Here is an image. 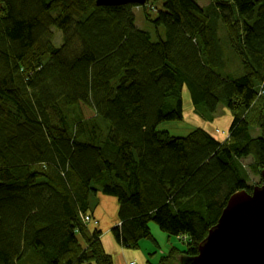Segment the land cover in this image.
<instances>
[{
    "label": "trees",
    "instance_id": "trees-1",
    "mask_svg": "<svg viewBox=\"0 0 264 264\" xmlns=\"http://www.w3.org/2000/svg\"><path fill=\"white\" fill-rule=\"evenodd\" d=\"M96 1L0 0V264H112L83 220L100 195L116 198L121 247L154 223L186 237L158 264H193L264 170V0H162L154 16ZM184 90L204 122L231 111L227 139L157 130L183 119Z\"/></svg>",
    "mask_w": 264,
    "mask_h": 264
},
{
    "label": "water",
    "instance_id": "water-1",
    "mask_svg": "<svg viewBox=\"0 0 264 264\" xmlns=\"http://www.w3.org/2000/svg\"><path fill=\"white\" fill-rule=\"evenodd\" d=\"M147 0H97V6H144ZM193 264H264V170L251 193L229 197L217 224L199 244Z\"/></svg>",
    "mask_w": 264,
    "mask_h": 264
},
{
    "label": "rangeland",
    "instance_id": "rangeland-1",
    "mask_svg": "<svg viewBox=\"0 0 264 264\" xmlns=\"http://www.w3.org/2000/svg\"><path fill=\"white\" fill-rule=\"evenodd\" d=\"M194 1L200 7H207L213 3V0H194ZM216 1H222V0H216ZM161 5H162V0H157V1L148 0V2L144 5L145 6L144 10L150 13L152 16H154L157 13V9L151 10L150 6H153V8L161 9ZM144 10L137 9V8L133 10V13L135 15V26L139 30H143V31L149 32L150 34H153V26L147 23L144 19ZM54 32H55V37L53 39V43L55 46H59V43L61 40L60 33L57 32L56 30H54ZM219 35H222V29L220 30ZM230 53L233 54L234 52L231 51ZM230 56L233 59L230 65L232 67V68L230 67V69H232L233 71L231 74L235 77L241 76L242 70L240 68L239 63L237 62V58H235L233 55H230ZM246 108H247V112H250L253 106H247ZM183 110H184V115L181 121L162 123L157 127V130L167 132L171 137L179 138V137L187 136L189 133H191L192 131L196 129H203L206 132H208L213 138L218 137L220 141H223L228 138V127L230 126L229 124L231 123L232 118H233L230 110L226 109L225 107L219 106L216 112L214 113L213 121L211 123L204 122V120L200 119L196 115L194 108L191 104L187 90L183 91ZM83 112L86 117H89L92 115V113L88 109L83 108ZM251 128L255 130V132L252 130L253 136H256L257 134H259L258 133L259 128L257 125L256 126L252 125ZM250 163H251V159L243 160V164L246 167H248ZM260 177H261V174L258 176L252 172H249L248 186L251 187L252 190L253 188L261 185V180H260L259 185L252 186V183L253 184L257 183ZM248 193H251V192H248ZM101 199L103 200L102 203H101ZM97 201L101 209H104L106 212H109L111 211L110 209L113 206V201L116 203V198L111 197V196L109 197L103 196V195H100L98 197H93L91 199V209H92L93 204ZM88 217H90V215H88ZM83 220H85V218ZM150 228L151 230H153L152 234H154L155 231H158L162 235L163 239L160 240L162 246L159 244H157L156 246L158 249L164 250V252L166 253L167 249L165 250V237L167 235L163 233L162 231H160L159 228L154 223L150 224ZM169 238L176 239V243L180 245V247H183L184 243L186 242L185 241L186 237L184 236H180L178 238L177 237H169ZM149 243L153 244L151 241H149Z\"/></svg>",
    "mask_w": 264,
    "mask_h": 264
},
{
    "label": "crops",
    "instance_id": "crops-1",
    "mask_svg": "<svg viewBox=\"0 0 264 264\" xmlns=\"http://www.w3.org/2000/svg\"><path fill=\"white\" fill-rule=\"evenodd\" d=\"M201 119V118H200ZM230 125V124H229ZM220 141L219 138H215ZM103 200L101 199V203ZM111 211L106 212L98 204V201L93 207L92 215L97 220V225L89 224L90 230H97L100 232V242L104 252L111 257L112 264H128L136 262L137 264H158L161 258L168 255L173 248H179L180 245L176 243V239L165 237V250L158 249L157 244L161 245L162 235L150 228L152 240H142L139 242L137 248L121 247L113 238L111 229L119 224L118 219V205L113 201ZM150 227V225H149ZM151 241L153 244L149 243ZM162 246V245H161Z\"/></svg>",
    "mask_w": 264,
    "mask_h": 264
},
{
    "label": "built area",
    "instance_id": "built-area-1",
    "mask_svg": "<svg viewBox=\"0 0 264 264\" xmlns=\"http://www.w3.org/2000/svg\"><path fill=\"white\" fill-rule=\"evenodd\" d=\"M84 222L86 223V224H91V225H96L97 224V222L96 221H94L91 217H85V220H84ZM128 264H137L136 262H130V263H128Z\"/></svg>",
    "mask_w": 264,
    "mask_h": 264
},
{
    "label": "bare ground",
    "instance_id": "bare-ground-1",
    "mask_svg": "<svg viewBox=\"0 0 264 264\" xmlns=\"http://www.w3.org/2000/svg\"><path fill=\"white\" fill-rule=\"evenodd\" d=\"M92 218V217H91ZM94 221H96L97 222V220H95L94 218H92ZM116 226H118V225H116Z\"/></svg>",
    "mask_w": 264,
    "mask_h": 264
}]
</instances>
